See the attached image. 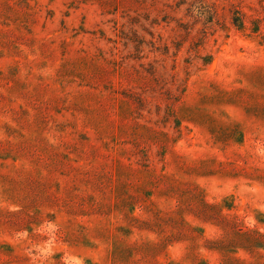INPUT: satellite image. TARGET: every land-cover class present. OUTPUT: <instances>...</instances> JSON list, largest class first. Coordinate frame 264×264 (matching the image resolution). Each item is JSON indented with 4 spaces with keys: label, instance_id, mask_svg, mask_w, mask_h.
<instances>
[{
    "label": "rangeland",
    "instance_id": "obj_1",
    "mask_svg": "<svg viewBox=\"0 0 264 264\" xmlns=\"http://www.w3.org/2000/svg\"><path fill=\"white\" fill-rule=\"evenodd\" d=\"M0 264H264V0H0Z\"/></svg>",
    "mask_w": 264,
    "mask_h": 264
},
{
    "label": "trees",
    "instance_id": "obj_2",
    "mask_svg": "<svg viewBox=\"0 0 264 264\" xmlns=\"http://www.w3.org/2000/svg\"><path fill=\"white\" fill-rule=\"evenodd\" d=\"M233 22H234V25L237 26L238 28L242 27V23H241L240 19H238V18L234 19Z\"/></svg>",
    "mask_w": 264,
    "mask_h": 264
}]
</instances>
